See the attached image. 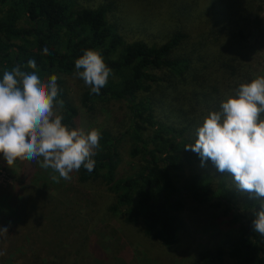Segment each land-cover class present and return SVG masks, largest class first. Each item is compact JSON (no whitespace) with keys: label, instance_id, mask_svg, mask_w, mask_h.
Listing matches in <instances>:
<instances>
[{"label":"trees","instance_id":"trees-1","mask_svg":"<svg viewBox=\"0 0 264 264\" xmlns=\"http://www.w3.org/2000/svg\"><path fill=\"white\" fill-rule=\"evenodd\" d=\"M118 6L116 1L0 0V79L15 65L30 71L28 61L35 60L41 79L58 77L59 114L63 124L75 128L78 108L61 76L75 73V60L85 50H100L113 75L99 94L84 91L80 105L91 113L115 103L124 124L116 132L100 129L95 167L74 171L76 181L104 186L114 196L109 211H122L126 223L139 224L144 236L164 247L185 230L186 204H208L237 229L200 250L193 264H264V236L251 227L258 201L240 192L231 175L218 172L210 160L201 166L200 157L185 149L195 142L204 117L256 77L248 43L251 17L264 10V0H157V7L147 8L157 11L164 40L152 45L125 39L111 17ZM143 19L140 23L153 25ZM123 151L129 172L118 176ZM10 190L0 189V227L8 230L30 213L25 199ZM38 233L29 227L8 242L0 240V264H77L43 253L34 245Z\"/></svg>","mask_w":264,"mask_h":264},{"label":"rangeland","instance_id":"rangeland-1","mask_svg":"<svg viewBox=\"0 0 264 264\" xmlns=\"http://www.w3.org/2000/svg\"><path fill=\"white\" fill-rule=\"evenodd\" d=\"M79 1L87 5L116 1L119 6L112 9L111 17L117 20L127 41L144 40L152 45L164 40L162 32L157 29V11L147 8L157 7V0ZM143 17L151 19L153 25L140 23L146 21L142 20ZM248 52L255 76L264 75V10L251 17ZM61 77L70 99L78 108L75 128L116 132L117 127L124 124L123 114L115 103L86 112L80 105V97L89 87L74 73ZM122 153L118 176L129 172V159L124 151ZM190 168L194 170L195 165ZM190 168L185 167L186 175ZM53 175L58 177V173L43 169L34 161L17 160L10 167L0 155V189L14 190L25 199L26 209L30 212L20 225L14 226L15 229L10 226L8 234L0 236L1 241L8 242L9 236L35 227L39 232L35 246L38 244L43 253L53 258H70L77 264H193L200 250L212 248L223 237L235 234L237 229L227 223L220 210L208 204L188 203L181 213L185 230L175 244L164 247L144 236L139 224L126 223L122 211L110 212L114 196L101 184L90 182L81 185L74 172L70 174L72 179L69 181L58 177L59 182H56ZM31 215L28 225L26 220ZM223 264L231 263L225 261Z\"/></svg>","mask_w":264,"mask_h":264},{"label":"clouds","instance_id":"clouds-1","mask_svg":"<svg viewBox=\"0 0 264 264\" xmlns=\"http://www.w3.org/2000/svg\"><path fill=\"white\" fill-rule=\"evenodd\" d=\"M27 68L30 71L15 65L0 79V155L10 167L17 160L38 162L65 181L81 167L91 172L101 131L63 124L58 77L41 79L35 60H29ZM74 74L91 93L99 94L113 70L100 50L87 49L75 60ZM185 149L200 157L201 166L210 160L218 172L231 175L240 192L258 201L251 227L264 236V75L241 83L233 95H227L218 110L204 117L195 142ZM58 177L52 179L59 182ZM6 234L8 227H0V236Z\"/></svg>","mask_w":264,"mask_h":264}]
</instances>
